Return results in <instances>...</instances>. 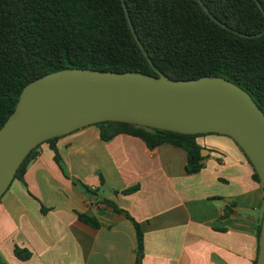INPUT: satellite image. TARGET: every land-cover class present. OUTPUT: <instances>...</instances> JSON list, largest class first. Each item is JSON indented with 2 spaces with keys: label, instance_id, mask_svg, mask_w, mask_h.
I'll use <instances>...</instances> for the list:
<instances>
[{
  "label": "crops",
  "instance_id": "crops-1",
  "mask_svg": "<svg viewBox=\"0 0 264 264\" xmlns=\"http://www.w3.org/2000/svg\"><path fill=\"white\" fill-rule=\"evenodd\" d=\"M196 140L204 161L194 174L184 149L163 144L151 150L128 134L105 142L96 125L58 139L62 166L42 144L23 179L0 199V264H137L135 226L105 199L139 223L140 264H254L264 215L255 169L231 137L212 133Z\"/></svg>",
  "mask_w": 264,
  "mask_h": 264
},
{
  "label": "trees",
  "instance_id": "trees-1",
  "mask_svg": "<svg viewBox=\"0 0 264 264\" xmlns=\"http://www.w3.org/2000/svg\"><path fill=\"white\" fill-rule=\"evenodd\" d=\"M202 1L231 29L245 35L264 32V13L255 0ZM258 1L264 9V0ZM125 4L140 42L160 72L182 81L205 76L225 78L245 90L264 111V34L245 38L221 27L197 0H125ZM66 69L136 71L157 76L131 31L122 0H0V129L28 84ZM96 126L105 142L128 134L142 139L151 150L172 145L187 152L189 173L203 168L202 148L196 140L201 135L115 121ZM59 138L44 143L50 145L62 166L56 146ZM42 144L26 157L15 179H23L28 166L40 155ZM254 178L260 183L256 171ZM73 182L86 194H96L81 181ZM137 190L134 187L123 193ZM103 202L133 222L140 264L144 233L139 223L112 201ZM79 217L97 226L95 218L85 214ZM261 224L262 220L257 226L258 239ZM23 253L16 251L20 258L28 259L29 254Z\"/></svg>",
  "mask_w": 264,
  "mask_h": 264
},
{
  "label": "water",
  "instance_id": "water-1",
  "mask_svg": "<svg viewBox=\"0 0 264 264\" xmlns=\"http://www.w3.org/2000/svg\"><path fill=\"white\" fill-rule=\"evenodd\" d=\"M197 1L213 21L237 35L257 38L264 34L237 32L216 19L202 0ZM122 2L131 31L157 76L66 69L28 84L0 129V199L36 147L107 121L186 135L231 137L252 163L264 190V111L245 90L225 78L182 81L160 72L136 34L125 0ZM256 264H264V215Z\"/></svg>",
  "mask_w": 264,
  "mask_h": 264
},
{
  "label": "rangeland",
  "instance_id": "rangeland-1",
  "mask_svg": "<svg viewBox=\"0 0 264 264\" xmlns=\"http://www.w3.org/2000/svg\"><path fill=\"white\" fill-rule=\"evenodd\" d=\"M101 192H103V190H101ZM103 194V193H102Z\"/></svg>",
  "mask_w": 264,
  "mask_h": 264
}]
</instances>
